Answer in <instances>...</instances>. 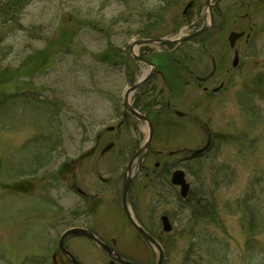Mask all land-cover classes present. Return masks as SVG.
Returning <instances> with one entry per match:
<instances>
[{"label":"rangeland","instance_id":"rangeland-1","mask_svg":"<svg viewBox=\"0 0 264 264\" xmlns=\"http://www.w3.org/2000/svg\"><path fill=\"white\" fill-rule=\"evenodd\" d=\"M192 1L195 8L185 19ZM215 1L220 17L201 37L205 47L194 39L182 52L194 75L208 73L214 57L226 80L224 91L204 94L184 64L174 61L172 70H165L177 79L173 93L164 89L159 96L163 84L155 80L149 86L154 92L130 98L155 119L156 129L148 157L134 163L133 175L140 163L142 171L131 186L129 209L160 241L164 264L210 263L208 255H201L203 261L188 256L192 244L201 247L205 241L212 247L224 241L228 264H246L251 253L241 227L244 212L236 203L249 202L264 215V0ZM206 3L33 0L16 24H0V264H70L59 241L75 227L114 245L128 261L157 263L158 252L131 226L122 207L128 165L148 137L145 123L125 117V93L145 73L132 66L129 48L149 36L173 40L205 27ZM232 32L246 33L233 49ZM236 52L240 63L233 68ZM168 103V113L157 115ZM209 139L207 155L186 162ZM111 143L114 148L102 155ZM176 170L186 172L197 195L205 191L210 208L204 217H196L193 205L182 202L171 185ZM76 189L93 198H80ZM162 216L170 218L171 233L163 232ZM259 232L256 251L264 247V224ZM66 247L81 264H110L85 238L70 239Z\"/></svg>","mask_w":264,"mask_h":264},{"label":"flooded vegetation","instance_id":"flooded-vegetation-1","mask_svg":"<svg viewBox=\"0 0 264 264\" xmlns=\"http://www.w3.org/2000/svg\"><path fill=\"white\" fill-rule=\"evenodd\" d=\"M191 4H192V6H191V8L184 14V11H185V9H184V11H183V17L186 19L187 18V16L189 15V13L195 8V2L194 1H192V2H190ZM189 3V4H190ZM218 4H219V1H215V0H213L212 1V4H211V10H212V16H213V25L211 26V28L209 29V31H207V32H204V33H202V34H200V35H198V36H195V37H192L191 39H189V40H187V41H184V42H182V43H177V42H175V41H173L172 43H170V44H166V45H156V46H166V47H171V46H173L169 51H164V52H160V51H152V47H153V45H143V46H138V47H135V48H132V45H133V43L135 42H133L132 43V45L130 46V48H129V60H131L132 61V66H135V64H138L141 68H143V72H144V70H145V73H143V74H141V76L138 78V76H136L137 75V72L136 71H138V68H136V67H134L133 68V73L131 72V74L134 76V78H135V76L137 77V79H135L134 80V82L132 83V85L130 86V87H133V86H135L139 81H141L142 79H144L146 76H148L149 74H150V72L153 70V75H152V77L147 81V82H145L142 86H140L133 94H132V97L136 94V93H138V92H140V93H143V96H147V95H149V92L151 91V92H154L155 90H154V88L152 89V90H150L149 89V86H150V84L153 82V81H155V80H160L161 81V83L163 84V87H161L159 90H157V94L159 95V96H161L162 94H163V92H164V89H166L169 93H173V91H174V88H175V84L177 83V79H174V78H172V74L170 73V74H165V70H166V68H168L169 70H172V66H171V63H173L174 61H175V65H177V66H181V65H183L186 61H187V55L185 54V52H182V46L185 44V43H188L189 41H191V40H194V39H198L199 41V45L202 47V48H204L205 47V42H203V41H201V37L203 36V35H205V34H208V33H210L212 30H214V28H215V25H216V22H217V19L220 17V14H218L219 13V11H218V8H217V6H218ZM188 6V5H187ZM209 20H210V15H209ZM208 25V24H207ZM207 25L205 26V27H203V28H200L199 30H197V31H195V32H193V33H191V34H194V33H197V32H199V31H201V30H203V29H205L206 27H207ZM191 27H194V24L193 25H191ZM245 33V32H244ZM190 34V35H191ZM245 35H246V33H245ZM186 36H188V35H186ZM245 37V36H244ZM180 38V37H179ZM247 38H249V36L247 37ZM159 39H165V38H157V37H152V36H149L148 38H146V39H139V40H159ZM178 39V38H177ZM177 39H173V40H177ZM136 41H138V40H136ZM228 43H229V41H228ZM230 46V45H229ZM141 47H144V50L141 52H139V54H137L136 53V48H141ZM237 53V52H236ZM236 53H235V55H236ZM134 54H136L138 57H139V60L138 59H136L135 57H134ZM165 55H168L169 56V59H167V61L165 62V63H162L161 61H159V60H161V57L162 58H164L165 57ZM174 55L175 56H179V59L176 57H174ZM239 56V55H238ZM156 58H158V62H157V59ZM183 58V59H182ZM141 60H143V61H141ZM145 61V62H144ZM147 62V63H146ZM148 63H150V64H152L153 65V69H152V67L148 64ZM239 63H240V61H239ZM239 63H238V65L237 66H233V63H232V66H233V68H238V66H239ZM184 68H185V70H187L188 72H189V75L191 76V77H194L195 78V80L197 81V83H198V87L199 88H201L202 89V91H203V93L204 94H207V95H209V94H219V93H221V92H223L224 91V89H225V86H226V80H224V79H222L221 80V78H223L222 77V74H221V68H220V65L218 64V62L216 61V59L213 57H211V65H209V69L207 70V72L208 73H206L205 75H194L193 73H195V68H194V70H191L188 66H186L185 64H184ZM176 68H178V67H176ZM136 69V70H135ZM207 69V67H205L204 68V71ZM148 70V71H147ZM147 71V72H146ZM230 71H226V73H229ZM156 89H158V88H156ZM131 102V101H130ZM131 105H132V107L136 110V111H138L139 113H141L142 115H145L147 118H149L151 121H152V123H153V126H154V136H155V129H156V123H155V119H153L152 117H149V116H147L146 114H144V113H142L141 111H139L136 107H135V104L133 105L132 103H131ZM169 108H170V104L168 103L167 105H166V109H164L163 111H159L158 113H157V115H163V114H166V113H168V111H169ZM175 115H177L179 118H183L184 117V115L182 114V113H180V112H177V111H175ZM128 116H131V117H133L134 119H136V120H138V121H140L139 119H137L136 117H134V116H132L131 114H129V113H127L126 112V114H125V117H128ZM124 125V123L122 122L120 125H119V128H121L122 126ZM115 130V129H114ZM110 132H113V131H110ZM153 140H154V138H153ZM153 143V142H152ZM211 143H212V140L211 139H209L208 140V143H207V146L204 148V149H202V150H200V151H204L203 153H200L199 155L197 154L199 151H197L195 154H193V155H191V156H187L186 158H185V160H186V162L187 161H190V160H194V159H202L203 157H205L206 155H207V153L209 152V150H210V147H211ZM111 144H113L114 146H115V144L114 143H111ZM114 148V147H113ZM112 148V149H113ZM111 149V150H112ZM151 149V148H150ZM105 150V149H104ZM103 150V151H104ZM110 150V151H111ZM109 151V152H110ZM149 152H150V150L148 151V153H147V155H146V157L142 160V156H140V158H141V161H144L147 157H148V154H149ZM108 153V152H107ZM106 153H103L102 152V155H105ZM136 154V153H135ZM161 155V154H160ZM134 157V156H133ZM139 158V159H140ZM160 165L159 164H157L156 165V167H159ZM141 171H142V168H141V166H140V164H139V169H138V171H137V176H136V178L140 175V173H141ZM135 174V175H136ZM172 176V175H171ZM136 178H135V180H136ZM134 180V181H135ZM134 183V182H133ZM133 183H132V185H133ZM131 185V186H132ZM73 190V189H72ZM130 190H131V187H130ZM76 194L80 197V198H82V199H87V198H89V199H91V198H93V197H91V196H88L87 194H85L83 191H81L80 189H76ZM129 194H130V192H129ZM129 194H128V199H129ZM128 199H127V203H128ZM122 207H123V205H122ZM128 207H129V204H128ZM130 210V209H129ZM123 211H124V208H123ZM124 214H125V216H126V213H125V211H124ZM134 217V216H133ZM126 218H127V216H126ZM135 219V218H134ZM127 220L129 221V219L127 218ZM129 223H130V221H129ZM131 224V223H130ZM132 226V225H131ZM133 227V226H132ZM75 228H81V227H75ZM134 228V227H133ZM82 229H85V228H82ZM135 229V228H134ZM86 230H88V229H86ZM136 230V229H135ZM90 231V230H89ZM137 231V230H136ZM90 232H92V231H90ZM138 232V231H137ZM93 233V232H92ZM95 234V233H94ZM140 236H141V234L140 233H138ZM152 235V234H151ZM142 237V236H141ZM152 237H154V236H152ZM99 238V237H98ZM143 238V237H142ZM155 238V237H154ZM100 239V238H99ZM144 239V238H143ZM156 239V238H155ZM101 240V239H100ZM157 241H158V243L160 244V246L162 247V245H161V243H160V241L158 240V239H156ZM103 241V240H102ZM104 242V241H103ZM146 242V241H145ZM104 243H106V242H104ZM148 243V242H147ZM108 246H110L111 248H113L116 252H118L116 249H115V247H114V245H110V244H108V243H106ZM149 244V243H148ZM149 245H151V244H149ZM152 246V245H151ZM163 248V247H162ZM120 255V254H119ZM108 256V255H107ZM121 256V255H120ZM109 257V256H108ZM122 257V256H121ZM111 260H110V264H116V263H118V264H122V263H120V262H118L117 260H115V259H113V258H111V257H109ZM122 259H124L123 257H122ZM53 260H54V262L56 261V258L54 257L53 258ZM124 260H126V259H124ZM126 261H128V260H126ZM130 262H133V261H130ZM133 263H137V264H141V263H138V262H133Z\"/></svg>","mask_w":264,"mask_h":264},{"label":"water","instance_id":"water-1","mask_svg":"<svg viewBox=\"0 0 264 264\" xmlns=\"http://www.w3.org/2000/svg\"><path fill=\"white\" fill-rule=\"evenodd\" d=\"M213 0H207L206 7L209 10L210 13V20L207 25V27L197 33L180 37L177 40H172V39H159V40H138L135 41L132 45V48L138 47V46H143V45H166L170 44L173 41L177 43H182L184 41H187L191 39L192 37L198 36L204 32L209 31L211 26L213 25V16H212V10H211V4ZM192 4H188L186 7L184 14L191 8ZM245 36V33H237V32H232L230 33L228 37L229 45L230 48L233 49L235 48L237 42L242 39ZM134 57L139 60V57L134 54ZM143 61V60H141ZM145 62V61H144ZM147 63V62H146ZM239 63V56L238 53H236L234 61H233V66H237ZM152 69L154 68L152 64L148 63ZM153 75V70L150 72L148 76H146L144 79L139 81L135 86L130 87L127 89L124 97V105H125V110L127 113L131 114L132 116L136 117L139 119L141 122L145 123L148 127V137L143 144V146L140 148V150L134 155V157L131 159L128 169H127V176L124 179L123 186H122V205L124 208V211L126 213L127 218L129 219L131 225L138 231V233L141 234V236L144 238L146 242L152 245L158 252V261L156 264H164L165 261V253L163 248L160 246L158 241L152 237L141 225L137 223V221L134 219L132 213L129 210L127 199H128V194L130 192V187L132 183L134 182L136 175H133V167L134 163L142 156V160L146 157L148 151L151 148L153 138H154V126L152 121L147 118L145 115H142L138 111H136L130 102V98L132 94L140 87L142 86L145 82H147ZM109 131H114V128H110ZM114 147L113 144H109L103 153L109 152L112 148ZM204 151H199L197 154L199 155L200 153H203ZM141 166V163H140ZM171 185L173 187H176L179 189V195L180 198L183 200H186L189 196L190 190H191V184L187 181V175L183 170H176L171 177ZM161 224H162V230L164 233H171L173 231V227L171 224V221L168 216H162L161 217ZM72 238H85L94 244H96L102 251H104L109 257L117 260L118 262L122 264H137L133 263L130 261H126L122 259V257L119 255L118 252H116L113 248L108 246L106 243H104L102 240H100L94 233L90 232L89 230L82 229V228H72L66 231L62 237L60 238L59 241V251L60 253L67 258L70 264H81L76 257L67 249L66 247V242Z\"/></svg>","mask_w":264,"mask_h":264},{"label":"trees","instance_id":"trees-1","mask_svg":"<svg viewBox=\"0 0 264 264\" xmlns=\"http://www.w3.org/2000/svg\"><path fill=\"white\" fill-rule=\"evenodd\" d=\"M32 1L33 0H0L1 26L4 27L9 26L11 24H16L20 20L23 11ZM41 142H43V138ZM41 144L43 145V143ZM197 160L200 159H194L190 161ZM225 179L227 180L226 177ZM195 192H197L195 189H191L188 199H186L185 201H183L182 199L180 200L185 204L193 205V208L195 209L194 214H196V217H204V214L207 213L208 209L210 208L209 201L205 199V191L204 193L200 192L198 195ZM236 206L239 208V210L244 212L243 217L241 219V227L248 238L246 244V253L248 255L249 253H251V261L246 258V264H264V247L256 251L258 249V246L257 242L254 239L257 235L261 233L259 232V230L262 229V226L264 224V215L262 212L260 213V211L255 206L251 205L249 202L246 201H238L236 203ZM226 245L227 244H225L224 241H216L215 247L210 246L208 241H205V243L201 247L192 244L188 251V256L195 255L198 256L200 261H203L204 258L201 255L204 254L210 257V263L207 262L205 264H228L229 262L227 257L229 256V254L228 247Z\"/></svg>","mask_w":264,"mask_h":264},{"label":"bare ground","instance_id":"bare-ground-1","mask_svg":"<svg viewBox=\"0 0 264 264\" xmlns=\"http://www.w3.org/2000/svg\"><path fill=\"white\" fill-rule=\"evenodd\" d=\"M72 229V228H71Z\"/></svg>","mask_w":264,"mask_h":264}]
</instances>
